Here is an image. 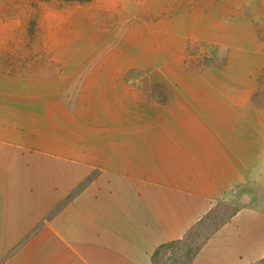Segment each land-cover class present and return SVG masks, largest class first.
<instances>
[{
    "label": "crops",
    "instance_id": "1",
    "mask_svg": "<svg viewBox=\"0 0 264 264\" xmlns=\"http://www.w3.org/2000/svg\"><path fill=\"white\" fill-rule=\"evenodd\" d=\"M61 21L49 78L10 75L39 69L23 52L0 60V264H160L219 205L232 215L189 264L262 262L264 0Z\"/></svg>",
    "mask_w": 264,
    "mask_h": 264
},
{
    "label": "rangeland",
    "instance_id": "2",
    "mask_svg": "<svg viewBox=\"0 0 264 264\" xmlns=\"http://www.w3.org/2000/svg\"><path fill=\"white\" fill-rule=\"evenodd\" d=\"M113 2H123L126 5L128 0H0V60L15 63L16 60H22L19 56L23 52L24 63L36 60L39 62V69L9 68V74L20 77L32 74L34 78L39 76L41 81L49 78L47 74L54 68L49 66L53 61L48 59L46 52L48 41H51L47 37L49 29L58 27L65 14L99 12V4ZM52 49L55 52L57 73L51 77L58 80L64 74V69L61 68L64 58L58 41ZM40 88L43 92L46 90V87ZM232 213L231 207L219 205L204 225L194 228L183 241L169 248L159 263L187 264L212 231ZM258 264H264V260Z\"/></svg>",
    "mask_w": 264,
    "mask_h": 264
},
{
    "label": "trees",
    "instance_id": "3",
    "mask_svg": "<svg viewBox=\"0 0 264 264\" xmlns=\"http://www.w3.org/2000/svg\"><path fill=\"white\" fill-rule=\"evenodd\" d=\"M176 243H174V244H169V245H166V246H163V247H161L160 249H159V251L160 250H162V249H169V248H171L172 246H174ZM194 256V255H193ZM191 260H192V258L188 261V263L187 264H189L190 262H191Z\"/></svg>",
    "mask_w": 264,
    "mask_h": 264
}]
</instances>
